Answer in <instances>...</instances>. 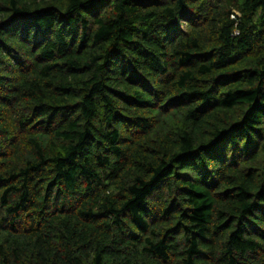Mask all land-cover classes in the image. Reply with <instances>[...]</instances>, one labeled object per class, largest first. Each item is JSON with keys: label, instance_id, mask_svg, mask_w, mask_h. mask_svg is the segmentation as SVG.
<instances>
[{"label": "trees", "instance_id": "obj_1", "mask_svg": "<svg viewBox=\"0 0 264 264\" xmlns=\"http://www.w3.org/2000/svg\"><path fill=\"white\" fill-rule=\"evenodd\" d=\"M0 264H264V0H0Z\"/></svg>", "mask_w": 264, "mask_h": 264}, {"label": "built area", "instance_id": "obj_2", "mask_svg": "<svg viewBox=\"0 0 264 264\" xmlns=\"http://www.w3.org/2000/svg\"><path fill=\"white\" fill-rule=\"evenodd\" d=\"M232 18H234V15H231Z\"/></svg>", "mask_w": 264, "mask_h": 264}]
</instances>
